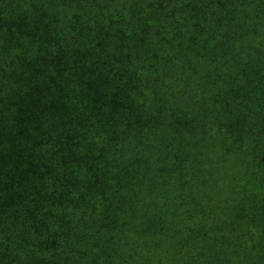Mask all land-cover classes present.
Wrapping results in <instances>:
<instances>
[{
    "label": "trees",
    "instance_id": "trees-1",
    "mask_svg": "<svg viewBox=\"0 0 264 264\" xmlns=\"http://www.w3.org/2000/svg\"><path fill=\"white\" fill-rule=\"evenodd\" d=\"M0 264H264V0H0Z\"/></svg>",
    "mask_w": 264,
    "mask_h": 264
}]
</instances>
